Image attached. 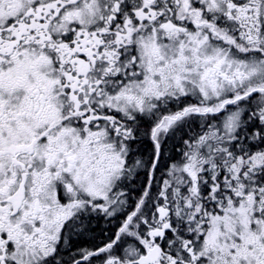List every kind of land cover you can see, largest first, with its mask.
<instances>
[{
    "label": "snow or ice",
    "instance_id": "snow-or-ice-1",
    "mask_svg": "<svg viewBox=\"0 0 264 264\" xmlns=\"http://www.w3.org/2000/svg\"><path fill=\"white\" fill-rule=\"evenodd\" d=\"M0 264H264V0H0Z\"/></svg>",
    "mask_w": 264,
    "mask_h": 264
}]
</instances>
